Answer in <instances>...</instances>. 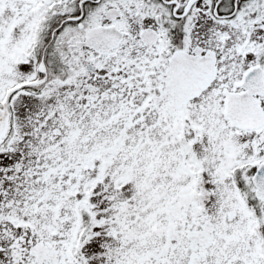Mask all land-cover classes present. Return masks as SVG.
Segmentation results:
<instances>
[{"label":"snow or ice","instance_id":"6c2138e0","mask_svg":"<svg viewBox=\"0 0 264 264\" xmlns=\"http://www.w3.org/2000/svg\"><path fill=\"white\" fill-rule=\"evenodd\" d=\"M0 264H264V0H0Z\"/></svg>","mask_w":264,"mask_h":264}]
</instances>
